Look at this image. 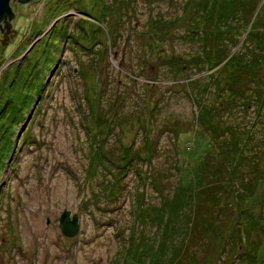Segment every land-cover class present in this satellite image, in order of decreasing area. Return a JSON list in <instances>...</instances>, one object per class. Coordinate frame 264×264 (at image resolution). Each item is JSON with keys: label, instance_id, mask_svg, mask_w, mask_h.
Returning <instances> with one entry per match:
<instances>
[{"label": "rangeland", "instance_id": "obj_1", "mask_svg": "<svg viewBox=\"0 0 264 264\" xmlns=\"http://www.w3.org/2000/svg\"><path fill=\"white\" fill-rule=\"evenodd\" d=\"M197 1H9L16 32L0 30V264H118L134 214L160 200L153 182L168 195L178 179L192 182L206 152L217 153L194 126L190 96L182 85L169 89L172 71L159 61L187 62L205 46L186 36ZM263 102L264 93L263 116L256 104L238 113L255 138ZM226 118L233 122L232 113ZM263 193L264 176L242 205L256 213ZM63 209L77 214L73 237L60 232ZM258 237L264 264V233Z\"/></svg>", "mask_w": 264, "mask_h": 264}, {"label": "trees", "instance_id": "obj_2", "mask_svg": "<svg viewBox=\"0 0 264 264\" xmlns=\"http://www.w3.org/2000/svg\"><path fill=\"white\" fill-rule=\"evenodd\" d=\"M262 1L198 0L196 17L186 36L201 40L205 46L195 49L187 62L177 61L180 58L175 55L159 60L160 68L172 71L169 89L182 85V96L189 95L196 106L194 126L218 151L206 152L204 165L202 161L192 182L185 184L178 179L168 195L163 194L160 183L153 182L160 200L134 214L133 233L125 237L128 244L123 247L126 251L120 252L118 264H257L258 236L264 233V193L263 206L256 213L242 202L250 196L256 198L257 180L264 176V123L257 122L260 137L255 138L258 130L252 128L248 133L238 113L256 104L257 114H262L264 90L258 89L264 86ZM203 71L207 73L200 74ZM201 77L205 80L202 85ZM251 94L254 101L247 102ZM219 98L228 108L219 105ZM228 112L233 114L232 123L227 122ZM220 129L226 135L223 138ZM145 140L150 145L149 135ZM255 142L259 144L248 147ZM150 151L153 154L152 148ZM101 156V148L92 152L94 167ZM145 197L142 189L135 192L141 209ZM230 215L226 230L223 221ZM136 224L142 228L138 230ZM150 224L155 227L152 236L147 234Z\"/></svg>", "mask_w": 264, "mask_h": 264}, {"label": "water", "instance_id": "obj_3", "mask_svg": "<svg viewBox=\"0 0 264 264\" xmlns=\"http://www.w3.org/2000/svg\"><path fill=\"white\" fill-rule=\"evenodd\" d=\"M9 1L10 0H0V19H2L1 31L4 37L7 32L10 34L16 32L10 22L13 11L10 7ZM3 41L4 39H2V42ZM58 219L60 232L63 236L73 237L78 232L79 222L76 213L70 215V211L68 209H63Z\"/></svg>", "mask_w": 264, "mask_h": 264}, {"label": "flooded vegetation", "instance_id": "obj_4", "mask_svg": "<svg viewBox=\"0 0 264 264\" xmlns=\"http://www.w3.org/2000/svg\"><path fill=\"white\" fill-rule=\"evenodd\" d=\"M0 23L2 24V19H0ZM1 24H0V30H1Z\"/></svg>", "mask_w": 264, "mask_h": 264}, {"label": "bare ground", "instance_id": "obj_5", "mask_svg": "<svg viewBox=\"0 0 264 264\" xmlns=\"http://www.w3.org/2000/svg\"><path fill=\"white\" fill-rule=\"evenodd\" d=\"M22 1V0H21Z\"/></svg>", "mask_w": 264, "mask_h": 264}]
</instances>
